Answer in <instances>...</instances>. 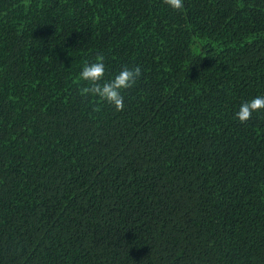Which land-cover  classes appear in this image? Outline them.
I'll list each match as a JSON object with an SVG mask.
<instances>
[{
  "label": "trees",
  "instance_id": "1",
  "mask_svg": "<svg viewBox=\"0 0 264 264\" xmlns=\"http://www.w3.org/2000/svg\"><path fill=\"white\" fill-rule=\"evenodd\" d=\"M183 3L0 0V264H264V0Z\"/></svg>",
  "mask_w": 264,
  "mask_h": 264
},
{
  "label": "clouds",
  "instance_id": "2",
  "mask_svg": "<svg viewBox=\"0 0 264 264\" xmlns=\"http://www.w3.org/2000/svg\"><path fill=\"white\" fill-rule=\"evenodd\" d=\"M174 10L184 8L183 0H164ZM103 54L95 57L92 63L85 62L80 72V79L86 81L87 86L80 89L82 96L98 97L99 102H107L113 105L116 111L124 108V96L122 91L132 88L141 77L139 66L129 68L123 66L122 69L110 81H104L105 63ZM264 110V96H257L250 101L242 103L236 113V118L241 122L251 119L254 112ZM93 111H99V107H93Z\"/></svg>",
  "mask_w": 264,
  "mask_h": 264
}]
</instances>
